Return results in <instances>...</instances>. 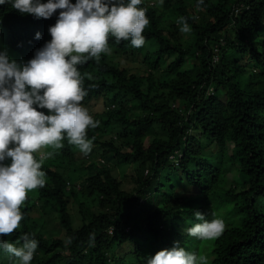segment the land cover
<instances>
[{
  "label": "trees",
  "instance_id": "16d2710c",
  "mask_svg": "<svg viewBox=\"0 0 264 264\" xmlns=\"http://www.w3.org/2000/svg\"><path fill=\"white\" fill-rule=\"evenodd\" d=\"M145 2L138 7L147 8L145 34L155 50L84 70L92 74L85 97L102 106L92 113L99 125L87 130L98 149L82 158L63 140L43 161L46 183L21 207L20 226L2 238H35L31 264H144L176 241L208 264H264V0H204L200 7L175 0L155 9ZM6 6L0 24L11 57L33 58L47 41L46 20ZM180 16L191 33L179 31ZM127 165L130 191L113 175ZM195 210L222 219L223 232L211 240L184 233L199 222ZM128 245L130 254H121ZM0 264H12L3 250Z\"/></svg>",
  "mask_w": 264,
  "mask_h": 264
},
{
  "label": "clouds",
  "instance_id": "9594fccd",
  "mask_svg": "<svg viewBox=\"0 0 264 264\" xmlns=\"http://www.w3.org/2000/svg\"><path fill=\"white\" fill-rule=\"evenodd\" d=\"M144 1L154 9L166 3ZM141 3L142 0H76L74 4L70 0H0L1 7L7 4L3 9L45 19L48 30L47 41L35 50L33 58L18 62L5 45L0 24V250L9 254L12 264H31L38 248V241L28 233L16 244L2 237L20 226L21 207H25L32 192L45 185L43 161L63 148L65 139L78 148L76 154L82 158L89 159L86 154L98 149L87 137V130L100 122L92 114L99 110L98 101L89 102L85 97L83 84H89L92 76L84 71L86 65L107 58L125 62L131 54L140 51L141 55L155 43L145 34L149 19L147 8L138 7ZM203 4L204 0H196L197 7ZM237 7L244 6L232 8L234 17L241 12H235ZM171 19L170 15L168 20ZM176 23L181 33H191L186 17H177ZM35 38L40 39V33ZM114 45L126 47L129 53ZM137 62L139 67L140 60ZM134 66L130 63L131 72H135ZM66 189H70L68 182ZM40 203L37 201L36 206ZM194 217L199 222L184 229L190 237L211 240L225 228L222 219H206L198 210ZM144 264H208V259L176 241L171 248L145 257Z\"/></svg>",
  "mask_w": 264,
  "mask_h": 264
},
{
  "label": "rangeland",
  "instance_id": "374dc122",
  "mask_svg": "<svg viewBox=\"0 0 264 264\" xmlns=\"http://www.w3.org/2000/svg\"><path fill=\"white\" fill-rule=\"evenodd\" d=\"M70 2L74 4V3L76 2V0H70ZM166 2H167V3H172L173 0H166ZM153 50H155V43L149 45V46L143 51V54H144L145 52H147V51H153ZM97 107H99V108L102 107L100 101H98ZM155 129H156V128H155ZM156 130H157V129H156ZM149 138H151V137L148 136L147 139H149ZM97 157H99V156H97ZM99 159H100V158H99ZM113 161H114V160H113ZM132 170H133V168H132L131 166L127 165V166H122V167H116V169L113 171V175L115 176V178H117V180L121 181V182L123 183V188H124L125 190H128V191H130V190L133 188V185L130 183V179L127 178V177H129L130 175H132V173H133ZM237 177H238V176H237ZM230 179H231V175H229V180H230ZM237 180H238V179H237ZM158 198H159V197H158L157 195L154 194L153 198H152L151 200H149V204L152 206V204H153L155 201H157ZM39 200H40V199H37L36 197L33 198V202H37V201H39ZM69 200H70V198H69ZM33 202H32V203H33ZM41 202H42V201H41ZM30 214H31L33 220L36 222V224H37L38 226L42 224L41 219H39V214H38L34 209H32V211H31ZM72 217H73V220H74V222H75V225H74V226H75V227H79V225H80V221H79V213H78V216H77V210H76L75 206L72 207ZM52 226H53V223H47V224L45 225V228H49V229H50ZM62 236H63V234H62ZM125 248H129V249H131V247L128 245V246L122 248L121 251H120V253H121V254H130V253L127 251V249H125ZM9 259H10V257H9ZM10 261H11V259H10Z\"/></svg>",
  "mask_w": 264,
  "mask_h": 264
},
{
  "label": "built area",
  "instance_id": "2783aa9c",
  "mask_svg": "<svg viewBox=\"0 0 264 264\" xmlns=\"http://www.w3.org/2000/svg\"><path fill=\"white\" fill-rule=\"evenodd\" d=\"M240 10H241V8H240V7H237V8L235 9V12H236V13H239ZM214 60H216V58H214Z\"/></svg>",
  "mask_w": 264,
  "mask_h": 264
}]
</instances>
